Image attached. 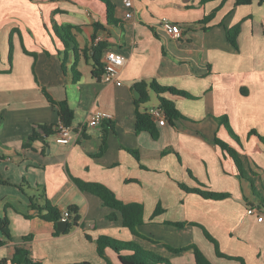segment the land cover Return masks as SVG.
Instances as JSON below:
<instances>
[{
    "label": "crops",
    "instance_id": "0c3cea01",
    "mask_svg": "<svg viewBox=\"0 0 264 264\" xmlns=\"http://www.w3.org/2000/svg\"><path fill=\"white\" fill-rule=\"evenodd\" d=\"M109 1L117 24L108 23L106 6L99 0H0V173L7 182L0 183V219H8L12 237L0 234V263L24 246L38 264H108L96 246V239L105 235L157 255H174L172 264H193L194 254L175 255L167 246L192 244L213 264H264V220L247 214L249 207L258 208L251 201L250 182L214 142L217 137L234 148L245 168L258 174L255 186L264 189V144L251 135L254 131L264 137V0L242 6L236 0H131V7L128 0ZM164 18L179 25V38L162 27ZM95 24L104 26L98 43L93 41ZM66 25L73 27L78 53L63 42L61 26ZM237 25L239 51L227 39V30ZM99 43L105 45L99 54L102 63L107 52L126 58L119 68L121 86L93 77L84 51L93 56ZM152 80L195 97L166 95L192 121L163 126L157 121V140L136 128V84ZM152 92L148 90L149 96ZM48 96L67 101L74 110L68 138L47 136L41 129L61 123ZM97 111L111 117L88 127ZM222 116L228 117L240 144L216 120ZM108 123L113 129L107 151L94 158ZM82 127L83 133H77ZM33 134L43 139L29 142ZM127 149H139L141 159ZM73 178L101 183L124 203L143 205L145 224L139 232L147 239L124 228L119 215L111 220L113 211L99 197L82 192ZM26 182L28 188L21 189ZM180 184L231 196L204 199ZM41 195L62 213L77 206L79 226L55 236L54 225L31 210V198ZM159 207L164 213L151 220ZM167 222L187 224L180 229ZM197 224L218 242L225 257L217 255ZM107 255L110 264H120L112 250Z\"/></svg>",
    "mask_w": 264,
    "mask_h": 264
},
{
    "label": "trees",
    "instance_id": "16d2710c",
    "mask_svg": "<svg viewBox=\"0 0 264 264\" xmlns=\"http://www.w3.org/2000/svg\"><path fill=\"white\" fill-rule=\"evenodd\" d=\"M101 3H103L106 6L107 9V18L109 24H117L118 20L115 19V6L109 1V0H99ZM215 0H202V3H208ZM252 0H236V6H242V5H251ZM213 12L208 18L211 19L214 17ZM206 22V19L203 21V23ZM95 35L93 36V41L95 42L98 37V31L104 29V26L101 24H95ZM73 27L70 25L61 26V30L64 33L63 35V42L66 45L67 49L71 48L76 53L79 52L77 43L75 40V36L72 32ZM241 30V26L237 25L231 29L227 30V39L230 42V44L233 46V48L236 51H239V44H238V36ZM103 43L97 44L96 47L93 48V51L95 54L93 56H90L88 51H84L87 54V58L92 61L93 64V77L101 81L102 77L104 75V64L101 62L100 55L102 53V50L104 48ZM13 50H12V43L10 48V60H12ZM137 90L141 93V98L136 100V128L137 133L146 132L149 133L154 140H157L159 138V130L157 126V121L152 117L150 110L145 109L146 104L150 100V96L148 93V90L153 91L158 96L159 106L158 109L161 110L170 123H174L176 121H192L188 117L184 116L176 107V104L173 100L166 97V95H170L172 97L182 98V99H195L191 94L184 90H179L175 87H165L158 84L156 80L152 81H142L136 84ZM50 103L58 108V114L60 116V120L63 126L65 127H71L72 122L75 117L74 110H72L68 104L67 101L64 102H54L51 97H49ZM218 123L220 125H223L229 135L240 144V138L239 136L234 132L232 126L229 123V119L227 116H222L220 118H216ZM109 129H105L103 131V135L101 138V146L99 151L96 154H92V157L94 158H100L102 157L108 148V137H109V130L113 129V124L108 123L106 125ZM58 127L59 124L55 126H45L41 129L43 130L44 134L47 136H50L52 134L58 133ZM54 128V129H53ZM251 135H256L262 144H264V137L259 136L256 134V132H252ZM36 139H43V137H40L38 134H33L29 140L33 141ZM214 142L217 146H219L223 151H226L235 161V164L237 166V169L239 171V175L242 179L248 180L251 182L253 188H254V196L257 198L256 204L258 205V208L261 209L264 213V196L261 193H258L256 190L255 184H254V177H258L257 173L254 172L253 169L249 168L247 170L244 166V161L240 157L239 153L232 148L229 144L226 142L220 140L219 138H215ZM28 146L25 144V147ZM127 151L135 157L137 160H140L142 157V154L139 149L132 150L127 149ZM74 179V182L78 186V188L85 193H89L92 195H95L99 197L103 203V205L113 211L114 215L110 216L111 220H114L116 215H119L122 221V225L124 228L129 229L130 232L135 237H140L143 239H147L145 236L140 234L139 227L145 224L144 221V207L141 204L138 203H130L126 204L123 201L119 200L114 192H112L108 187L101 183L96 182H85L79 179ZM0 183L7 184L6 181L3 180L0 173ZM181 189L185 190L188 193H195L203 197L204 199H211V200H223L229 198L231 195L229 193H216L211 192L208 190H202L199 188H189L185 184L179 185ZM21 189L28 188L27 182L24 184H21L19 186ZM41 199H38L36 197L31 198V210L33 212L39 213L41 216V219L44 221H47L49 223H52L54 225V235L60 236V235H67L69 234L75 227L79 226L81 217L79 215V210L77 206H71L69 207L68 211L70 212L71 216L69 219V225L68 228L64 232H60L58 230V223L61 221L63 217V213L60 211V209L57 206H54L51 204L49 200L46 198H43L44 196L41 195ZM43 200V202H41ZM164 213V210L159 207L154 212L151 220H154L157 216ZM27 218H31V215H27ZM168 224L175 225L176 227L182 229L186 226V222H167ZM195 225V224H193ZM197 226L201 227L205 233V236L208 238L209 241H211L215 248L216 253L219 257H225L219 249L218 242L209 234V232L202 227L201 225ZM0 234L2 238H6L7 240H11L12 237L9 232V221L7 218L0 219ZM32 237H25L24 241H30ZM88 240H92L90 236L87 235ZM152 241V240H151ZM3 244V240H0V246ZM96 246H97V253L99 257L104 259L108 264H110L107 251L112 250L118 257V261L120 264H172L169 259L162 257L160 255H157L151 251H147L143 249L139 244L135 242H123L116 240L114 238H111L109 236L101 235L96 239ZM168 250L172 252L173 254L177 255L180 253H185L191 251L194 254L195 262L193 264H213L200 250V248L192 244L189 247L186 248H172L167 246ZM30 250L26 247H18L15 250V253L13 254L11 259H4L0 264H38L34 263L33 260L30 258ZM232 259V258H229ZM79 264H90L88 262H83Z\"/></svg>",
    "mask_w": 264,
    "mask_h": 264
},
{
    "label": "built area",
    "instance_id": "2783aa9c",
    "mask_svg": "<svg viewBox=\"0 0 264 264\" xmlns=\"http://www.w3.org/2000/svg\"><path fill=\"white\" fill-rule=\"evenodd\" d=\"M264 5V1H263ZM126 6L131 7L132 6V1L128 0L126 1ZM132 14L128 13L127 18H131ZM162 27L173 37L179 38L181 36V29L179 25L172 23L169 19L164 18L162 20ZM100 39H97V43L99 42ZM126 58L116 52H107L104 58V75L102 77V81L107 83V84H112L115 83L118 86L122 85L121 80L119 79V68L125 64ZM150 113L152 117L159 122L161 126L165 125L167 122V119L165 117V114L159 110V109H152L150 110ZM111 116L107 113L97 111L95 112L91 118L89 119L87 126L88 127H96L98 126L102 121L109 119ZM71 127H65L62 124H59L58 127V133L60 134L63 138H68L71 134ZM84 127L79 128L78 132L79 134L83 133ZM247 214L249 216H256L257 220L259 222H263L264 220V215L260 212L258 208L254 207H249L247 210ZM70 212L65 211L63 213V217L61 221L69 223L70 219Z\"/></svg>",
    "mask_w": 264,
    "mask_h": 264
},
{
    "label": "rangeland",
    "instance_id": "374dc122",
    "mask_svg": "<svg viewBox=\"0 0 264 264\" xmlns=\"http://www.w3.org/2000/svg\"><path fill=\"white\" fill-rule=\"evenodd\" d=\"M158 102H159V101H158L157 95H156L155 93L152 92L151 95H150V100H149V102L146 104V107H155V106L157 105ZM255 187H256V186H255ZM199 189L205 190V189H203L202 186H200ZM256 190L258 191V193H261V194H262V192L264 193V189H263V188H260V189L258 190V188L256 187ZM253 191H254V188H253V186H252V184H251V182H250V193L252 192L251 197H252V199H253V200H251V201H252V202H257V198L254 196ZM150 251H151V250H150ZM160 256H162V255H160ZM162 257H165V258L169 259L170 262H172V259H173L174 255L171 256V258H168V257H166V256H162Z\"/></svg>",
    "mask_w": 264,
    "mask_h": 264
},
{
    "label": "water",
    "instance_id": "95a60500",
    "mask_svg": "<svg viewBox=\"0 0 264 264\" xmlns=\"http://www.w3.org/2000/svg\"><path fill=\"white\" fill-rule=\"evenodd\" d=\"M134 94H135V98H137V99L141 98V95L137 90L134 92ZM68 225L69 224L67 222L60 221L58 223V230L60 232H64L68 228Z\"/></svg>",
    "mask_w": 264,
    "mask_h": 264
}]
</instances>
